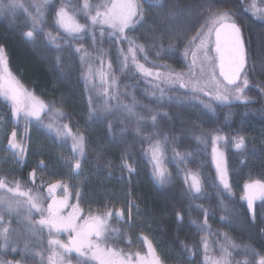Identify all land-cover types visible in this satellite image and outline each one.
Returning a JSON list of instances; mask_svg holds the SVG:
<instances>
[{
    "label": "trees",
    "instance_id": "obj_1",
    "mask_svg": "<svg viewBox=\"0 0 264 264\" xmlns=\"http://www.w3.org/2000/svg\"><path fill=\"white\" fill-rule=\"evenodd\" d=\"M91 1L92 4L98 2ZM24 2L27 4L30 0ZM80 2L72 0V6L79 7ZM173 2L166 0L165 7H172ZM181 2L183 5L191 4L194 9L191 16L178 18V23L174 25L175 31L183 39H177L166 31L169 22L163 19L165 10L155 4L152 7L143 4L146 14L144 25L127 31L130 38L143 44L146 49L147 60L144 54L137 53L139 62L154 71H167L170 68L186 73L190 57L187 61L183 57L185 45L205 23L198 6L207 8L211 4L222 11L230 10L236 14L247 42L248 79L254 87L247 91L250 102L215 104V112L207 113L196 104L197 99H192V95L183 88L154 81L134 68L121 72L118 49L123 48L126 52L127 42L117 44L107 35L101 40L99 29L95 44L88 35L74 41L71 48L63 45L66 37L54 24V12L61 0H51L43 24L44 33L50 31L60 37L58 42L62 47L59 51L45 34L37 33L35 42L24 37L23 33L30 29L31 21L22 10H17L14 16L11 13L0 14V46L5 49L9 69L23 86L50 108L63 111L64 117L58 123H66L73 133L85 136L86 154L82 168L96 179L98 192L104 190L117 199L116 205L124 210V216L128 217L129 205H133L131 224L139 218V223L151 230L150 235L159 236L165 251H175L177 256L190 254L193 262L198 264L207 255L208 248L211 247L210 251L214 253L221 246L227 247L231 253L228 257L230 264H243L245 260L249 264H258L260 258L264 257V201L254 205L256 219L253 223L241 195L245 183L257 179L264 181V20L244 11L251 0ZM257 2L263 4L260 0ZM30 10L35 14V9ZM161 43L165 49L171 43L175 50L157 56ZM79 45H83L89 53L84 63L80 60L82 53L74 50ZM57 56L60 57L59 63ZM157 65L167 67L157 68ZM89 66L93 77L91 83L86 84L83 73L88 71ZM103 71L107 72L105 78L108 84L101 81ZM113 75L117 83L110 86ZM105 88H108V96L104 95ZM161 89L165 97L180 98L181 102L157 100ZM89 98L99 119L89 117ZM106 102L107 111L104 110ZM124 105H135L134 111L146 118L141 122L139 133L136 116L129 115ZM154 111L167 113V116H158L155 125L150 119ZM51 116V113L42 114L43 121H50ZM216 134L228 138L227 143L221 141L215 146L224 155L231 194L220 184L213 161L212 136ZM239 135L245 137L247 146L244 150L234 147L232 137ZM197 136L205 137L207 143H198ZM156 141L164 144L166 150L162 166L169 174V180L162 185L154 179L153 163L148 159V148ZM177 152L183 158L175 155ZM125 160L132 165L134 172L129 173L127 168L122 167ZM26 163L30 169L34 168L31 160ZM188 173L199 174L201 193L189 190L191 181L185 183ZM204 209L208 210L210 232L200 231L192 223L194 220L197 225L203 223ZM177 213L182 219H177ZM10 218L11 215L4 214V220L7 219L5 227L14 229L11 234L19 235L22 239V231L16 230L14 221L10 225ZM225 234L228 241L237 247L228 244L224 239ZM203 240H207L210 246L207 251ZM184 245L191 252L186 251ZM0 259L20 261V264H44L42 259L36 261L34 255L25 253L19 247L14 253L9 249H0Z\"/></svg>",
    "mask_w": 264,
    "mask_h": 264
},
{
    "label": "snow or ice",
    "instance_id": "obj_2",
    "mask_svg": "<svg viewBox=\"0 0 264 264\" xmlns=\"http://www.w3.org/2000/svg\"><path fill=\"white\" fill-rule=\"evenodd\" d=\"M264 3V0H260ZM51 0H30L25 3L24 0H0V14L11 13L15 15L17 10H22L31 21V27L23 35L29 41L35 42L37 33L45 34L48 40L59 51L62 44L58 42L60 37L54 36L50 31L44 33L43 24L45 23V13L48 10ZM143 4H148L152 7L153 4L164 11V17L168 23L166 31L175 35L177 39H183V36L175 31V23H178V18L191 16L193 7L191 4L183 5L181 0H174L173 6L166 8V0H106L101 5L94 6L90 0H83L79 7L72 6V0H61L60 6L54 12V24L58 31H62L66 39L63 40V45L71 48L74 41L82 40L85 36L90 35L93 44L97 42L96 31L99 29L101 40L107 35L115 43L127 42V51L123 48L118 49L120 59L121 72L127 71L129 68H134L135 71L143 74L146 77L154 76L157 80H163L169 84H179L180 88L187 89L192 95V99H197L204 107L215 112V108L211 103H206L200 99V94L210 97L215 102L224 105L229 104L233 100L250 102L249 98L244 95V91L249 86L248 68H249V53L247 48L246 38L242 27L236 20V14L230 10H219L211 4L207 8L199 5V13L205 19V23L201 24L197 29L196 34L187 41L183 51V57L188 63V71L175 72L168 68L165 72L153 71L152 69L140 63L137 53L144 54V59L147 60V52L143 44L137 43L133 38L127 35V31H134L138 26H143L145 23V9ZM30 9H35V14ZM95 11V14L93 13ZM257 19L264 20V7L258 6L257 0H251V3L244 9ZM83 15L86 19L85 23H81L77 17ZM106 29L110 31H106ZM214 37V39H213ZM75 52L82 53L80 60L82 63L86 61L89 53L83 48V45L75 47ZM173 44H169L165 49L161 43L156 55L159 56L165 51H174ZM214 51V55L212 54ZM104 53L101 51V55ZM57 63L60 62V57L57 56ZM167 67V66H156ZM111 70V63L108 64ZM218 70V75H217ZM107 74L101 73V81L103 84H108L109 81L105 78ZM93 72L91 66L88 71L83 73V78L86 84L91 83ZM117 83L113 75L110 86H115ZM95 87V85H93ZM104 95L108 96V88L104 89ZM115 98V97H109ZM165 99L169 103H180V98L165 97L163 89L160 90V96L157 100L163 102ZM0 100L7 103L11 109V115L14 121H19L21 118L26 122L36 121L37 124L47 129L50 134H53L59 140L71 139L72 141V159L68 160L61 157L64 163L72 170L75 175H80L82 170V160L85 157L86 138L82 133H73L72 129L66 123H58L64 117V113L59 108H50L43 100L39 99L34 93L26 89L23 84L12 74L8 67V58L3 46H0ZM90 119H99L96 115V110L91 107V98H89ZM129 115L137 118V133L140 131L141 122L146 118L138 115L134 111L135 105L129 107L123 106ZM105 111L108 110L107 102ZM149 111H153L149 109ZM51 113L50 122L45 124L42 114ZM160 115L167 116V113L154 111L150 119L153 125L157 122V117ZM111 130V123H109ZM167 140V137H165ZM198 143H207V139L203 136H197ZM228 138L219 134L212 136L213 143V161L216 165L217 176L223 189L231 194V185L228 180V170L224 155L219 152L215 146L218 142L227 143ZM234 147L237 150L246 148V141L243 135L232 137ZM8 149L14 157H17V162H22L27 153V147L22 140L17 139V132L13 130L8 138ZM152 159L156 161L153 170V177L158 184H164L169 180V174L159 164V159L162 156V146L160 141H156L152 146ZM177 156L181 153L177 152ZM185 155H190L186 153ZM74 161V162H72ZM39 168L46 167L43 160L38 164ZM122 167L127 168L129 173L135 171L131 164L126 160ZM36 170L29 173V179L35 185ZM189 180V190L194 193H201L202 184L197 173H188L185 178V183ZM10 183L4 177H0V225L4 222V214H16L19 216L21 208H27V215L23 217L26 221L25 229L30 234V238H34L42 233L45 229L48 232V245L50 248H55L51 255L48 256L49 264H73V254H75L76 264H162L160 256L153 247L152 242L147 236L142 237L147 245V252L141 254L125 253L122 249H117L114 246L108 245L109 238L116 239L124 235L123 231L118 228H112L110 220L115 215L118 221L129 224L131 220V208H128V220L124 219V210H117L115 213L111 209L104 213L89 212L87 216L83 215V210L79 203H69V185L62 181H56L47 185V197H44L37 190L25 189L19 180H14ZM43 185V182H41ZM39 186H37L38 188ZM57 189L63 190L62 196H57ZM81 193L76 192V197L79 200ZM21 198H26L21 199ZM50 198L47 207H44L45 200ZM242 200L247 202V208L251 213V219L255 222L254 203L257 200L264 201V181L252 180L244 185V195ZM138 208V206H136ZM71 209L70 211H65ZM33 210L39 214V219L32 218ZM204 221L198 224L194 220L192 223L196 225L200 231L210 232L208 225V210L204 209ZM177 219L182 217L177 213ZM221 219H225L221 217ZM130 226V224H129ZM15 231L9 227H0V249H11L16 252V241L12 239L11 233ZM66 233L67 241L58 238L60 234ZM225 240L228 244L235 248L233 242L228 241L225 234ZM205 251L208 248V241H202ZM186 251L191 252L187 245H184ZM30 245L25 242L23 251L29 252ZM224 253L219 260L214 261V264H230L228 257L231 253L227 247H221ZM34 256H43L42 252H35ZM207 259V257H206ZM0 264H20V261H5L0 259ZM243 264H249L247 260ZM258 264H264V257H261Z\"/></svg>",
    "mask_w": 264,
    "mask_h": 264
},
{
    "label": "rangeland",
    "instance_id": "obj_3",
    "mask_svg": "<svg viewBox=\"0 0 264 264\" xmlns=\"http://www.w3.org/2000/svg\"><path fill=\"white\" fill-rule=\"evenodd\" d=\"M82 2H83V0H81L80 4ZM90 3L92 4L91 0H90ZM103 3H105V1L98 0V2H96L95 4H92V5L95 8V6L101 5ZM258 6L264 7V3L258 4ZM92 14H95L94 10H93ZM77 19H79V21L81 23L86 22V19L83 15L81 18L77 17ZM212 54L214 55V51ZM190 59H191V57H190ZM190 59H189V61H190ZM104 71H106V70H104ZM104 71L102 73L107 74V72H104ZM160 72H165V71H160ZM217 75H218V70H217ZM150 78L153 79L154 81L159 82V83L162 82L168 86L173 85V84L165 83L163 80H157L154 76H151ZM173 86L179 87V84H175ZM252 87H253V85L249 82L248 88H246L244 91V95L248 98H250V97H249L247 91L249 90V88H252ZM184 90H186L189 94L193 95L187 89H184ZM200 99L204 100L206 103H211L212 106H214L215 104H219V103L215 102L214 100H212L210 97L204 96L203 94H200ZM237 101L238 100H233L231 103H236ZM196 104L198 106H200L203 111L205 110L207 113H210V111H208L204 107V105L199 102V100H196ZM49 122L50 121H48V122L45 121L44 123L47 124ZM13 130H15L17 132V139L22 140V142L27 147V153H26L25 159L19 163L17 162V157H14L12 155L11 151L7 150L8 149V147H7L8 138H9V136ZM154 143L152 144V146L154 145ZM68 146H70V147L72 146V141H70V139H69V141L57 139L53 134H50L47 131V129L40 127L37 124V122L34 120L31 122H26L24 119L21 118L18 122L14 121V119L11 115L10 107L7 105V103L0 100V177L5 178V176L7 174L8 175H14V173H15L14 170L16 168L15 166L16 165L18 166L22 163H25V161L31 160L34 164H36V163L39 164V162L41 160H43L46 167H44L40 170L41 174H43L45 176H51V177H53V179L57 178L59 176H68L69 175V176H72L73 178L77 179V181L81 182V184H83V187L85 190L84 191L80 190L81 195H80L79 200L76 199L75 196H74L75 199H73L75 204L79 203V206L81 209L87 208V210L92 212V213H104V212L108 211L109 209H111L113 211V213H115L116 210L120 209L117 207L118 205H116L117 199L115 197H113V195H111L109 192H105L104 190H102L101 192L100 191L98 192L96 179L92 175L87 173L83 168L81 170L80 175H75L72 172V170L68 167V165L64 163V160L61 159V157L68 159V160L72 159V156H73L72 147L69 148ZM152 146H150L148 148V151H149L148 159H149V161H151L153 163V169H154V165H155L156 161H154L152 159V156H153ZM161 146H162V156L159 159V164L163 168V166H162L163 161L162 160L164 157H166V155H165L166 150H165L164 144H161ZM72 162H74V161H72ZM215 167H216V165H215ZM47 171H49V173H51V175H49L47 173ZM98 185H100V184H98ZM242 195H243V190H242ZM242 195H241V197H242ZM71 197H72V195H71ZM259 202H261V201H258V203ZM245 203H247V202L245 201ZM26 215H27V208L26 207L21 208L19 210V216H17L16 214H11V218L14 221V225L16 224L15 222H18V221H20V222L22 221L23 223H26V221L23 220V217ZM17 219H18V221H17ZM5 222L6 221L4 220L3 224L0 225V227H5V225H6ZM110 223H111V220H110ZM134 231H135V229L133 228V230H132L133 235H134ZM150 231L151 230H149L148 228L143 227L142 228L143 236L149 235V236H147L149 238L150 233H151ZM11 237L13 240L16 241V244H15L16 248H18V246H20L21 248H24L25 242H28L30 244L32 243L31 238H30V234H29V239L27 241L20 239L19 235L11 234ZM36 237L37 236H35L34 238H36ZM224 237H225V235H224ZM55 238H56V236H55ZM222 241H223V243H225L224 240H222ZM127 244H129L128 240L126 241V248L128 247ZM208 247H210V246L208 245ZM116 248L121 249L118 247H116ZM30 249H31V247H30ZM163 249H164V246H163ZM210 249H211V247L208 248V251H207V255H208L207 261L202 262V264H214V261L219 260L222 256H224V253L221 251V249L216 250L214 253H211L212 251H210ZM122 250H123V248H122ZM37 251H39V250H37ZM123 252L130 253V250H129V248H127V250H123ZM163 254L165 257H167V256L169 257L167 251H164ZM165 261L168 262L166 260V258H165ZM46 262L49 263L48 261H46ZM73 264H76V262H74Z\"/></svg>",
    "mask_w": 264,
    "mask_h": 264
},
{
    "label": "flooded vegetation",
    "instance_id": "obj_4",
    "mask_svg": "<svg viewBox=\"0 0 264 264\" xmlns=\"http://www.w3.org/2000/svg\"><path fill=\"white\" fill-rule=\"evenodd\" d=\"M7 147H8V145H7ZM224 160H225V158H224ZM32 164H33L34 168H31V169L28 167L26 161H25V163H22L18 166L16 165L15 166L16 168L14 170L15 171L14 175H8L7 174L5 176L6 180L10 183L14 180H19L21 182V184L25 187V189H32L33 192L38 190L40 192V194L44 197H47V185L48 184L55 183L56 181H62L63 183H66L69 185V192L72 195V197H71V195L69 197V203L70 204H75L73 199H75V197H76L75 193L77 191L80 192V190L81 191L85 190L83 187V184H81V182L77 181V179L73 178L72 176H69V175L68 176H59V177L53 179V177H51V176H45V175L40 173L41 168L38 167V163L34 164L32 162ZM34 169L36 170V173H37L35 185H33L32 181L29 179V173H31ZM215 169H216V167H215ZM47 173L49 175H51V173H49V171H47ZM41 182H43V185H41ZM37 186H39V187L37 188ZM56 195L58 197L62 196L63 190L57 189ZM243 195H244V188H243ZM21 199L26 200V198H21ZM76 199H77V197H76ZM258 201H260V200L255 201L254 205L256 203H258ZM48 202H50V198L48 200H45L44 207H47ZM70 210L71 209H66L65 211L67 212ZM82 210H83V215H85V216H87L88 213L90 212L87 210V208L82 209ZM118 210H120V209H118ZM32 218L34 220H38L40 218L39 214L36 213L34 210H33ZM124 219L128 220V217L124 216ZM9 221L11 222L10 225L12 226L13 225V219L10 218ZM17 221H18V219H17ZM25 224L26 223H23L22 221L21 222L18 221L16 223V230L18 231V229H19L20 231H22V233H21L23 235L22 240L27 241L29 239V233L25 229ZM120 224L122 227H125L124 230L122 229V227H120ZM129 224H130V226H129ZM129 224H125L122 221H118L115 218V216H113V218L111 219V223H110L111 227L121 229L123 231L124 235L122 237L116 238V239L109 238L107 240V244L114 246V247L121 248V249L123 248V250H127V248H129L130 253L140 252L141 254H145L147 252V245L144 243V241L142 239V237H144L143 232H142L143 226L139 223V218H137V220L135 221L134 224H131L130 221H129ZM133 228L135 229L134 235L132 233ZM49 238L50 237L48 235V232L45 229L42 233L38 234L36 238H34V239L31 238L32 243L31 244L29 243V245L31 247V250L29 251L30 255H34V253L37 250H39V252L43 253V256L42 257L34 256V258L36 261L42 259L44 264H49L46 262V261H48V256L51 255L52 251L55 250L54 247L53 248L49 247V245H48V239ZM52 238H55V236ZM56 238L61 239V240L66 242L68 239V236L66 233H62ZM148 239L152 242L153 247L156 249L157 254L160 256V258L162 260V264H198L196 262H193L190 254L188 256H183V255L177 256L175 251L174 252L168 251L169 257L167 256L168 257L167 258L163 254V252L165 251V248L163 249V246L161 245L159 236H157V234H152V235H150V237ZM127 240H128L129 244H127L128 247L126 248V241ZM0 243H2V241H0ZM18 247L21 248L20 246H18ZM23 249L24 248H22V251H23ZM1 250H6V249H1ZM9 250L11 251L10 248H9ZM206 257H207V255H205V257L200 261L199 264H202V262L207 261L208 257H207V259H206ZM165 258L168 262L165 261ZM74 262H76L75 254H73V263ZM89 264H95V262H89Z\"/></svg>",
    "mask_w": 264,
    "mask_h": 264
},
{
    "label": "water",
    "instance_id": "obj_5",
    "mask_svg": "<svg viewBox=\"0 0 264 264\" xmlns=\"http://www.w3.org/2000/svg\"><path fill=\"white\" fill-rule=\"evenodd\" d=\"M213 39H214V37H213ZM219 150V149H218Z\"/></svg>",
    "mask_w": 264,
    "mask_h": 264
}]
</instances>
